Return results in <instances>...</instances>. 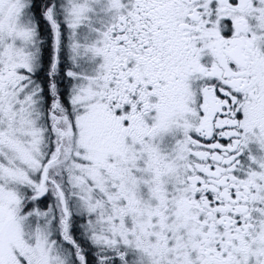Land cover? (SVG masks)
Masks as SVG:
<instances>
[{"label":"snow or ice","instance_id":"1","mask_svg":"<svg viewBox=\"0 0 264 264\" xmlns=\"http://www.w3.org/2000/svg\"><path fill=\"white\" fill-rule=\"evenodd\" d=\"M0 264H264V0H0Z\"/></svg>","mask_w":264,"mask_h":264}]
</instances>
